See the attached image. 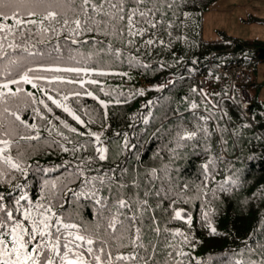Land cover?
Wrapping results in <instances>:
<instances>
[{
	"label": "trees",
	"instance_id": "obj_1",
	"mask_svg": "<svg viewBox=\"0 0 264 264\" xmlns=\"http://www.w3.org/2000/svg\"><path fill=\"white\" fill-rule=\"evenodd\" d=\"M213 1L158 0L157 27L136 37L73 35L59 17L44 20L46 31L14 27L8 41L18 47L4 42L0 82L16 79L12 90L21 91L0 99V139L13 141L4 155L23 171L0 159L6 203L21 193L33 203L59 198L63 207L54 211L108 237L113 255L143 257L147 251L148 264H232L246 246L264 244V101L254 93L243 109V91L257 84L232 81L220 70L252 66L264 41L224 30L218 39H203L199 12ZM22 7L70 16L72 4L23 0ZM77 67L90 71H63ZM26 74L39 92L24 82ZM96 135L108 149L103 161L94 159ZM81 158L108 175L115 170L122 186L109 184L100 195L107 205L125 199L128 209L117 213L114 206L105 210L90 198L72 197L68 189L81 187L73 175ZM113 215L124 225L115 240L107 230ZM136 229L143 249L132 245Z\"/></svg>",
	"mask_w": 264,
	"mask_h": 264
},
{
	"label": "snow or ice",
	"instance_id": "obj_2",
	"mask_svg": "<svg viewBox=\"0 0 264 264\" xmlns=\"http://www.w3.org/2000/svg\"><path fill=\"white\" fill-rule=\"evenodd\" d=\"M72 4L71 15L67 11L52 10L50 7L43 11L36 7L23 8V0H0V21L11 19L14 26L7 23H0V51L3 50L4 42L8 41V36H15L14 27L17 31L22 30L27 25H39L41 31L44 20L53 21L59 17L65 28L70 34H80L86 32H103L106 35L114 34L122 37H136L143 35L149 29L157 27V20L153 17L158 13V0H69ZM171 6V5H169ZM41 16V20H34L31 17ZM28 17V19H25ZM79 41H73L78 43ZM130 42V41H129ZM152 44L151 39L148 40ZM9 48H16L18 45L8 41ZM29 71H32L29 69ZM60 71V69H56ZM63 71L87 74L86 68H66ZM42 79V77H36ZM24 82L31 83L29 76L23 77ZM70 83L72 81H69ZM92 83H97L93 80ZM17 84L19 81L11 79L9 82L0 84V99L7 96H14L15 92L9 84ZM33 87H36L33 84ZM7 90V91H3ZM91 95V93H88ZM195 107V105H193ZM65 111H69L65 107ZM16 120L20 117L15 112L12 113ZM79 120V117H75ZM23 123V121H21ZM83 123V121H81ZM34 129L35 125H31ZM71 131L76 132L73 128ZM10 135V134H8ZM190 137L195 133L189 134ZM21 139H31L32 137H20ZM97 144L100 143V137L95 136ZM13 141L8 138L0 139V159L9 169L23 171L20 163L13 162L10 155H4L5 151L10 149ZM81 147H84L81 145ZM64 151H69L64 148ZM73 152L77 151L74 147ZM108 149L104 146L95 148V160L103 161L107 159ZM75 165L73 175L81 181L79 192L72 189V197L83 196L95 201L101 208L109 210L115 207L117 213L130 207L125 199L117 198L115 205H107L101 197V190L109 184H115L116 187L122 185L118 180H114L115 170L110 169L112 175H108L92 167V160H84ZM51 187H55L52 184ZM66 186H61V193ZM69 197V200L72 198ZM55 199V202H53ZM57 207H63V201L59 198L45 199L44 201L33 203L27 195L21 193L14 198V203H6L5 197L0 195V264H124L125 261H132L133 264H148L151 258L146 251L143 257L134 255H113L108 247L110 241L108 237L101 236L94 229L81 225L77 218L68 214L66 211L57 213L54 211ZM176 216H180L177 212ZM131 222L134 217H129ZM123 222H119L113 215L107 225L112 239H119L120 229H123ZM215 231V229H213ZM183 236V233H177ZM186 240V237H185ZM132 245L135 248L143 249L140 243L139 229L135 230L132 239ZM255 245V241H253ZM179 251L176 245H169ZM184 255L183 253H180ZM241 256L239 260H233L232 264H264V244L258 248L246 246L243 253H237Z\"/></svg>",
	"mask_w": 264,
	"mask_h": 264
},
{
	"label": "rangeland",
	"instance_id": "obj_3",
	"mask_svg": "<svg viewBox=\"0 0 264 264\" xmlns=\"http://www.w3.org/2000/svg\"><path fill=\"white\" fill-rule=\"evenodd\" d=\"M240 10H246L241 16L237 17ZM250 13H247L249 12ZM206 12L209 14L204 15ZM235 16H231V13ZM255 17L254 20L249 19ZM249 17V18H248ZM246 18V20H245ZM28 19V18H25ZM34 20H41V16L31 17ZM264 0H214L211 5L199 12V23L201 36L205 40H215L222 36V30L228 34H233L245 38H257L264 41ZM14 26V21H0ZM252 75L257 87L246 90V94L251 99L252 94L256 93L264 101V59L256 58L252 62ZM10 80L0 82V84ZM30 88L34 92H39L37 85L31 81ZM33 84L36 87H33ZM11 89L15 84H9ZM244 93V91H243Z\"/></svg>",
	"mask_w": 264,
	"mask_h": 264
},
{
	"label": "built area",
	"instance_id": "obj_4",
	"mask_svg": "<svg viewBox=\"0 0 264 264\" xmlns=\"http://www.w3.org/2000/svg\"><path fill=\"white\" fill-rule=\"evenodd\" d=\"M220 70L228 73L232 81H236L239 79H247V80L253 79L251 68L239 63L223 65L220 67ZM200 80L201 83H203V79L200 78ZM250 103H251V99H249L248 95L246 94V91H244V99L242 103L243 109H245Z\"/></svg>",
	"mask_w": 264,
	"mask_h": 264
},
{
	"label": "water",
	"instance_id": "obj_5",
	"mask_svg": "<svg viewBox=\"0 0 264 264\" xmlns=\"http://www.w3.org/2000/svg\"><path fill=\"white\" fill-rule=\"evenodd\" d=\"M257 57L259 59H264V46H261L257 50Z\"/></svg>",
	"mask_w": 264,
	"mask_h": 264
},
{
	"label": "crops",
	"instance_id": "obj_6",
	"mask_svg": "<svg viewBox=\"0 0 264 264\" xmlns=\"http://www.w3.org/2000/svg\"><path fill=\"white\" fill-rule=\"evenodd\" d=\"M244 11H246V10H240L239 12H238V14H237V17H239V16H241L242 15V13H244ZM247 13H250V10H249V12H247ZM207 14H209L208 12H206L204 15H207ZM231 16H235V14L232 12L231 14H230ZM249 18V17H248ZM245 20H246V18H245ZM233 35V34H232ZM234 36H236V35H234Z\"/></svg>",
	"mask_w": 264,
	"mask_h": 264
}]
</instances>
